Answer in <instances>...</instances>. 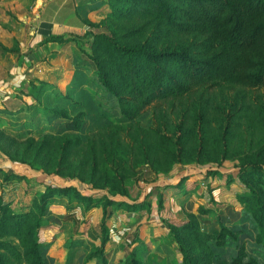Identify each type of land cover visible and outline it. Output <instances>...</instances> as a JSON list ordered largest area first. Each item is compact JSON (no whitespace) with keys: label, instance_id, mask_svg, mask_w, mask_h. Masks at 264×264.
Segmentation results:
<instances>
[{"label":"rangeland","instance_id":"1","mask_svg":"<svg viewBox=\"0 0 264 264\" xmlns=\"http://www.w3.org/2000/svg\"><path fill=\"white\" fill-rule=\"evenodd\" d=\"M151 1L114 0L120 16L110 23L103 19L96 25H87L81 33L51 36L64 49V55L69 56L63 67L60 57L54 59L55 71L59 73L52 78L48 77L51 71H43L45 76L32 71L21 74L18 79L0 76L1 84L8 81L5 87L0 85V201L14 211L28 208L36 211L43 205L46 218L51 199L41 202L38 193L48 184L70 183L101 200L106 195L111 199L104 217L108 264H129L130 258L133 264H180L178 247L181 245L192 264H247L229 262L228 253L242 244L247 254L241 261L253 254L257 264H264V251L261 254L253 242L257 226L256 230L250 226L253 228L255 224L251 211L255 200L249 192L250 187L264 201V85L252 87L224 82L180 97L155 100L129 121L98 119L90 101L86 100L93 89L86 78L90 77L89 56L93 54L94 34L109 32L113 23L114 32L136 27L146 19L138 17ZM167 39L181 45L190 37L173 34ZM37 54L27 50L26 58L34 56V62L44 60V55ZM31 63L26 60V64ZM95 91L99 95L102 90L97 87ZM64 95L68 98L64 99ZM57 108L70 116L83 109L80 130L65 135L63 118L52 116ZM108 123L114 125L103 129ZM98 129L104 138L114 136L130 141L129 150L118 152L120 162L126 167V195L71 177L83 160H90L89 147L98 148L97 134L92 135L91 141L88 139L89 132ZM178 135L181 152L179 160L174 161ZM68 139L72 142L65 145ZM250 162H259L262 166H252ZM155 181L160 182L162 193L163 209L160 210L156 209L155 193L150 192L154 191L151 186ZM218 185L224 191H233L230 201L220 199L219 193L212 194ZM241 193L246 198H239ZM141 199L150 201L148 210L144 204L134 211L125 209L122 203L115 204ZM68 204L69 208L66 199L64 215L70 213L77 221L67 219L66 223L72 225L73 234L81 237L89 220L99 221L101 208L96 206L100 208V216L91 215L93 211L89 208L83 218L80 205L74 201ZM174 204L183 205L187 210L181 208L174 212ZM165 222L184 225L179 229L181 245L171 239ZM222 225L232 226L233 230L237 225L245 226L236 237L224 239L221 250L213 249L215 239L208 236L204 239V235H215ZM92 227L89 225L87 237L94 240V246L98 244V237L93 236ZM90 247L82 250L78 260L71 257V261L67 259L62 264H98L95 258L86 256ZM50 264L53 263L50 261Z\"/></svg>","mask_w":264,"mask_h":264},{"label":"trees","instance_id":"2","mask_svg":"<svg viewBox=\"0 0 264 264\" xmlns=\"http://www.w3.org/2000/svg\"><path fill=\"white\" fill-rule=\"evenodd\" d=\"M113 1L107 0L109 9L99 21L107 19L110 23L111 19L120 16ZM140 13L144 16L139 15L141 17L138 19H146H142L136 27L114 32L113 23L109 32L94 34L91 40L93 54L89 56L91 69L90 77L86 80L93 86L90 106L96 111L98 119L129 121L155 100L180 97L224 82L252 87L264 85V0H152L150 6ZM97 22L85 20L87 25H96ZM173 34L190 39L181 45L173 43L172 39L165 41V37ZM49 38L52 39L51 36ZM97 87L102 90L99 95L95 91ZM62 97L68 98L65 95ZM83 114V109H78L75 115L70 116L57 108L52 116L63 118L66 128L64 134L67 135L69 131L80 130ZM113 125L108 123L103 129ZM99 132V129L89 132V141L92 135L99 136L98 148L89 147L90 160H80L78 170L71 177L78 181L85 180L93 187H106L114 193L126 195V167L120 162L118 152L120 149L129 150L130 141L114 136L104 138ZM176 141L178 146L174 144V161L179 160L178 153L181 152L179 135ZM71 142L72 139H68L65 145ZM249 164L262 166L259 162ZM249 192L255 200V208L251 210L255 224L253 228L250 226L252 230H256L257 226L253 242L262 254L264 201L250 187ZM55 195L66 197L67 208L68 201L80 205L83 218L87 216L85 210L100 206L101 217L92 227L95 231L93 236L98 237V244L93 246L90 243L91 249L86 256L95 258L98 264H108V236L104 217L106 205L111 199L103 195L102 201L101 198L82 193L76 185L70 183L48 184L38 193L41 202L48 198L52 200ZM238 197L246 198V194H238ZM154 202L157 210L162 209L160 191L155 193ZM120 203L124 204L125 209L133 211L143 204L147 210L151 206L150 201L144 202V199L136 202L119 201L115 204ZM44 215L43 205L36 211L30 208L14 211L0 201V264H50L46 255L49 242L42 241L39 235V228L49 221L48 216L45 218ZM63 217L77 221L70 213ZM193 223H196L195 220ZM165 226L171 239L181 245L179 229L184 225L165 222ZM243 226L237 225L233 230L232 226L222 225L221 231L213 236L206 233L204 239L207 236L215 239L211 248L221 250L223 240L233 238L234 235L236 237ZM66 241L69 249L73 244L82 242L72 237ZM178 248L180 264H192L184 247L181 245ZM246 254L243 244L236 245L228 253L229 262L258 263L253 254L241 261ZM133 263L130 258L129 264Z\"/></svg>","mask_w":264,"mask_h":264},{"label":"crops","instance_id":"3","mask_svg":"<svg viewBox=\"0 0 264 264\" xmlns=\"http://www.w3.org/2000/svg\"><path fill=\"white\" fill-rule=\"evenodd\" d=\"M108 9L107 0H0V76L18 79L21 74L28 75L32 71L39 75H43V71H51L48 77L52 78L59 73L55 71L57 63H53L54 59L60 57L62 66L69 56L66 57L63 53L64 49L57 45L56 40L49 37L56 35L65 37L72 33H81L87 27L85 20L97 22L104 17ZM27 50L39 53L37 55L40 56L44 55V60L34 62L32 59L35 58L34 56L26 58ZM20 52L22 53L18 54ZM28 59L33 63L26 64ZM85 66H88L86 61ZM70 75L71 73L69 77ZM69 77H66V81ZM6 82L0 85L5 87ZM86 100L90 101V95ZM159 185L160 182L155 181V184L151 186L154 190H150L152 195L160 191ZM220 186L212 189V194L219 193L221 194L220 199L230 201L233 191H224L220 189L222 187ZM65 202V196L55 195L48 206L49 221L39 228L40 239L49 242L46 254L50 256L49 259L53 264L66 263L67 259L71 261V257L72 260H78L85 247L90 246V243L95 244L93 239L87 237L89 234L87 229L89 225L96 224L98 220L91 219L87 222L85 234L80 233V236L85 235L86 238L73 234L72 225H68L67 219L63 217ZM181 208L187 210L183 205L174 204L172 206L174 212H179ZM92 211L91 215L100 216V208L93 207ZM70 236L74 239H81L82 242L73 244L69 249L66 240Z\"/></svg>","mask_w":264,"mask_h":264}]
</instances>
